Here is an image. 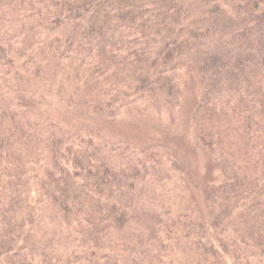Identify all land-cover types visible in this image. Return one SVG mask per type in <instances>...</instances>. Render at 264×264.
<instances>
[{
  "label": "trees",
  "instance_id": "1",
  "mask_svg": "<svg viewBox=\"0 0 264 264\" xmlns=\"http://www.w3.org/2000/svg\"><path fill=\"white\" fill-rule=\"evenodd\" d=\"M50 101L170 126L188 112L236 176L218 187L232 246L219 215L170 206L188 174L173 150L71 126ZM33 227L64 254L31 256ZM237 240L264 257V0H0V264H169L178 250L224 264Z\"/></svg>",
  "mask_w": 264,
  "mask_h": 264
},
{
  "label": "rangeland",
  "instance_id": "2",
  "mask_svg": "<svg viewBox=\"0 0 264 264\" xmlns=\"http://www.w3.org/2000/svg\"><path fill=\"white\" fill-rule=\"evenodd\" d=\"M68 79L69 76L66 73L62 74V78L58 75V85L66 83L63 85L66 86ZM55 89H58L57 86ZM57 97L55 98L57 99ZM60 106L50 101L52 112L70 118L71 126L94 128L106 136L126 141L140 149L161 147L173 150L188 174H185L182 179L181 175L176 173L173 180L167 185L170 206L175 210H192L193 214L202 220H211L219 215L225 220V238L229 241V246H232L238 236L235 230L240 228L237 210L229 202L228 193L223 191L226 187H218L223 184L232 185L236 176H233L230 167H226L214 159L207 144L194 133L188 112L183 113L177 125L170 126L166 116L141 117L122 114L118 120L110 121L89 115L82 108L68 106V109L65 110ZM44 234L45 230L40 232L37 227L29 230L26 237L31 240L29 242L24 239V242L28 241L25 245L31 252H29L30 255L38 257V253L48 251L52 247H55L52 253H56L58 256L64 254L65 244L55 242L48 244L49 236L43 238ZM34 238L38 240L41 238V240L34 243L32 241ZM235 247L237 248L236 252L232 251L231 257L224 261V264H264V257L259 256L257 251L255 254L244 251L245 248L249 249V245L240 244V240H237ZM230 249L233 250V248ZM236 256L239 257L237 261L234 260ZM173 259V262H169V264H203L201 263L203 257H198L187 250L175 251Z\"/></svg>",
  "mask_w": 264,
  "mask_h": 264
}]
</instances>
